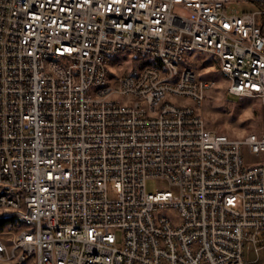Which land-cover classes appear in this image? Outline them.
Here are the masks:
<instances>
[{
    "label": "built area",
    "instance_id": "1",
    "mask_svg": "<svg viewBox=\"0 0 264 264\" xmlns=\"http://www.w3.org/2000/svg\"><path fill=\"white\" fill-rule=\"evenodd\" d=\"M195 51L264 102V0H0V264H264V131L207 127Z\"/></svg>",
    "mask_w": 264,
    "mask_h": 264
},
{
    "label": "rangeland",
    "instance_id": "2",
    "mask_svg": "<svg viewBox=\"0 0 264 264\" xmlns=\"http://www.w3.org/2000/svg\"><path fill=\"white\" fill-rule=\"evenodd\" d=\"M110 65L118 73H129L138 68L137 60L127 53L114 55ZM180 65L193 68L199 77L215 83V86L208 91L201 108L208 128L238 139L250 133L260 134L264 131V102L257 97L227 94V81L218 71L215 56L196 51L188 52L185 61ZM167 189L169 187L165 182L154 179L146 182L148 192L155 193ZM161 213L171 215L175 210L165 207Z\"/></svg>",
    "mask_w": 264,
    "mask_h": 264
},
{
    "label": "trees",
    "instance_id": "3",
    "mask_svg": "<svg viewBox=\"0 0 264 264\" xmlns=\"http://www.w3.org/2000/svg\"><path fill=\"white\" fill-rule=\"evenodd\" d=\"M14 222L12 220H4L0 222V230L6 228V227H13Z\"/></svg>",
    "mask_w": 264,
    "mask_h": 264
}]
</instances>
